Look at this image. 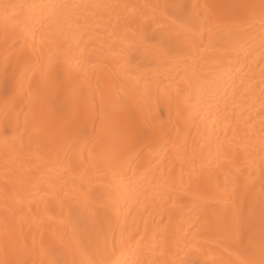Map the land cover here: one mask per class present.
Listing matches in <instances>:
<instances>
[{"label":"bare ground","instance_id":"6f19581e","mask_svg":"<svg viewBox=\"0 0 264 264\" xmlns=\"http://www.w3.org/2000/svg\"><path fill=\"white\" fill-rule=\"evenodd\" d=\"M0 264H264V0H0Z\"/></svg>","mask_w":264,"mask_h":264},{"label":"rangeland","instance_id":"374dc122","mask_svg":"<svg viewBox=\"0 0 264 264\" xmlns=\"http://www.w3.org/2000/svg\"><path fill=\"white\" fill-rule=\"evenodd\" d=\"M89 145H90V144H88V145L86 146V149L89 147ZM86 149H84V151H83V152H85V150H86Z\"/></svg>","mask_w":264,"mask_h":264}]
</instances>
